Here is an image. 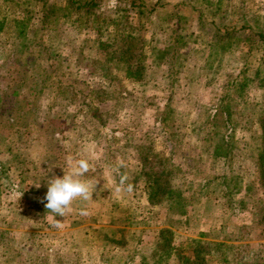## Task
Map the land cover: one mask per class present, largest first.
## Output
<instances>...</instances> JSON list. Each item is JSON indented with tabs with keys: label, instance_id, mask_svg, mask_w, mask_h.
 <instances>
[{
	"label": "rangeland",
	"instance_id": "rangeland-1",
	"mask_svg": "<svg viewBox=\"0 0 264 264\" xmlns=\"http://www.w3.org/2000/svg\"><path fill=\"white\" fill-rule=\"evenodd\" d=\"M100 2L132 33L140 78L108 54L120 46L109 33L98 45L93 20L52 15L66 0H0V264H264V0H144L134 13ZM67 155L90 158L93 199L41 220L38 191ZM160 159L180 196L170 208L143 193ZM118 163L134 194L115 191Z\"/></svg>",
	"mask_w": 264,
	"mask_h": 264
},
{
	"label": "trees",
	"instance_id": "trees-1",
	"mask_svg": "<svg viewBox=\"0 0 264 264\" xmlns=\"http://www.w3.org/2000/svg\"><path fill=\"white\" fill-rule=\"evenodd\" d=\"M144 0H119V2L116 4L113 12L116 11H127V12H132L134 13L136 11V8H142L144 4L143 2ZM156 5H153L152 7H150L148 9V12L151 13L153 11L156 10ZM58 10L64 11L65 15L68 13H71L69 17L70 19V23L76 27H79L80 25H85L87 26L88 23L93 20L95 22V31L98 33V41H99V46H103L102 41H100L102 39V36H104L105 32L109 33L108 34V38L106 39V44L108 47H111L112 44L116 41H118V43L120 44L119 47L115 48V50L110 51L108 54L114 55L116 53H118V61L123 63V70L126 74L127 77L129 78H133V79H137L140 78L141 76V68L138 65V62L135 64H131V59L133 57V36L131 35V32H125V26L120 27L124 24H119L117 23V21L115 19H112V17H109V15L103 14V10H102V3L100 2V0H66V7L60 8L57 7L56 5H50V12L53 15V12L56 13ZM139 12V9H138ZM50 14V13H49ZM73 15V16H72ZM66 17V16H65ZM48 18L47 17V12L42 13L40 21H45V19ZM56 18V17H55ZM83 20V21H82ZM30 20H27L26 22L23 20L18 21L17 25H16V36H21L24 37L25 34L27 33V28L26 25L27 23H29ZM117 25L116 28L118 29L115 33V30H111L108 31L109 27ZM123 28V29H122ZM220 30H217V34L219 35V37H221L222 34H219ZM258 39H259V43L258 44H262L264 42V36L262 34L258 35ZM257 39V40H258ZM142 41H144V39H141ZM217 40V38L215 39ZM113 42V43H112ZM105 44V43H104ZM221 46H225L222 45ZM56 58V57H55ZM254 74L256 76L259 75V71L256 70L254 72ZM226 113V120H229V116L231 115L230 113H228V110L225 111ZM260 126H261V142H262V147L260 150V154H259V161H260V165H263L264 167V117H261L260 119ZM218 147H215L214 149V154H221L219 153ZM226 156V153L225 155ZM140 160L141 162H144L145 164L148 163V157H146V155H140ZM158 168H162L160 170L157 171H153V174L149 175L148 171H142L143 175L146 177L144 179V185L142 186L143 188V193L144 195H146L147 200L150 204H163L165 203V205L167 206V208H170L174 205L175 202H177V200H179L180 196L173 194V192L171 191V189L168 187V183L164 180L163 178V174L165 169L163 168L164 163H163V159L159 160V163L157 164ZM155 164H151L148 167V170H152L154 168ZM2 172H5L7 174V172H9V168L5 167V165L0 161V175L2 174ZM119 173H123L125 174L122 169H118ZM117 173V172H116ZM114 176V179L116 180V184L118 183L119 180V175L118 173L116 175L112 174ZM130 180V179H129ZM129 182V181H128ZM166 182V183H165ZM130 183V182H129ZM134 187H133V191L132 194H134V189L136 190L137 187V183H131ZM36 192V191H35ZM127 192V191H125ZM37 194L39 195V197H41V200L44 198L43 195L44 193L41 191H38ZM100 195V194H99ZM99 197V196H98ZM98 197H95L98 198ZM94 199V200H95ZM40 201H38L37 205H38V209L37 211H35V215L39 218H41V220H45L46 221V215H47V209L45 208V204L47 203V201L45 200L43 203ZM35 203L37 202V200H35L33 198V200ZM52 215V214H49ZM48 216V215H47ZM72 237H74V241L68 243V246L71 250H74V248L76 247V235L72 234ZM197 246H200V243L198 242ZM79 249V248H78ZM78 249H75V251L77 252ZM198 251V250H197ZM196 251V247L194 248V262L195 261H200L203 260L199 254ZM187 258H184L183 260V264H187ZM203 263V262H202Z\"/></svg>",
	"mask_w": 264,
	"mask_h": 264
},
{
	"label": "clouds",
	"instance_id": "clouds-1",
	"mask_svg": "<svg viewBox=\"0 0 264 264\" xmlns=\"http://www.w3.org/2000/svg\"><path fill=\"white\" fill-rule=\"evenodd\" d=\"M114 167H124L122 163H118ZM63 177L55 176L48 180V190L46 196L41 200L43 203L45 200V208L48 210L47 215L54 214L56 217L65 218L72 211L73 201L79 199L87 202L93 199V193L96 190V186L85 179L84 177L91 171V161L89 157L80 156L73 157L67 155L65 157V167H63ZM119 180L115 187V191H133V185L129 183V177L126 174L119 173ZM37 188L39 184H35ZM95 187V190H93ZM87 209H81V215H87ZM46 215V216H47ZM55 227H62V222L56 220Z\"/></svg>",
	"mask_w": 264,
	"mask_h": 264
},
{
	"label": "crops",
	"instance_id": "crops-1",
	"mask_svg": "<svg viewBox=\"0 0 264 264\" xmlns=\"http://www.w3.org/2000/svg\"><path fill=\"white\" fill-rule=\"evenodd\" d=\"M91 226H93L94 228H96V227H99L100 225H99V224H96V225L94 224V225H91ZM93 227H92V228H93ZM89 229H91V228H89ZM84 232H85V230H84ZM87 233H88V235H85V234H83V232H81V235H82V236L84 235V238H85L86 236H88V239H91V238H92V237H91V234H92V233H90V232H88V231H87Z\"/></svg>",
	"mask_w": 264,
	"mask_h": 264
}]
</instances>
